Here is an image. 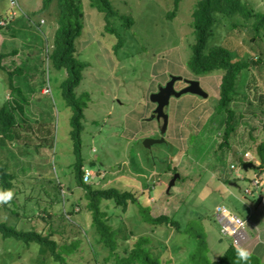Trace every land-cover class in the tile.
<instances>
[{"label":"rangeland","instance_id":"1","mask_svg":"<svg viewBox=\"0 0 264 264\" xmlns=\"http://www.w3.org/2000/svg\"><path fill=\"white\" fill-rule=\"evenodd\" d=\"M174 1L111 0L118 16L111 19L116 33H110L104 15L90 5V0H81L84 29L75 44L78 58L88 66L76 92L82 96L85 108L84 170L95 173L88 184L132 188L139 192L141 203L151 208V215L175 216L182 224L181 233L166 226L153 230L152 225L144 222L139 205L131 204L123 212L113 200L105 201L102 207L109 223L119 232V252L125 254L126 248L147 235L152 239L151 251L163 263L193 264L191 255L197 247V233L207 235L211 261L226 252L233 241L221 234L218 213L227 208L244 218L248 206L244 199L246 187L252 186L251 181L259 172L254 167H242L239 173L243 177L232 184L220 181L210 170L209 164L214 163L212 154L218 146L215 144L220 143L222 136L216 126L211 130L210 121L224 72L198 75L191 71L196 42L192 12L198 0H183L178 14L169 18ZM43 2L18 0L19 7L11 9L8 0H0V54H10L3 62L8 71H22L16 73L14 81L30 103L24 114L16 113L35 130L29 147L0 144V157L9 158L18 174L12 190L0 189V219L18 229L53 233L60 246L80 241L78 249L66 255L65 264H114L115 259L106 261L109 251L98 243L99 235L92 227L84 191L77 186L73 168L76 157L70 136L72 111L60 91L65 75L52 68L48 57L59 11L57 3L43 11ZM244 2L255 12H264V0ZM13 11L16 16L9 21L6 18ZM125 16L135 21L131 27L125 26L121 18ZM234 21L240 25L232 29ZM244 22L240 16L219 18L208 49L223 45L230 37L240 47L236 49L237 58L243 59L248 53L258 61V53H264V39L251 41L253 33L242 27ZM252 75L257 77V89L250 83ZM171 76L199 81L209 97L186 94L172 98L166 142L149 149L144 145L146 138H161L158 122L149 120L155 109L150 98ZM183 87L184 81L176 83V89ZM256 90L258 96L264 94V65L253 64L242 72L239 101L254 99ZM17 101L11 93L7 72L0 70V107L16 108ZM244 104L239 108H245ZM37 122L49 123L39 126ZM47 126L53 128L49 137L45 133ZM260 139H264V132ZM233 143H237L235 138ZM46 144L52 146L46 148ZM40 145L43 147L35 149ZM174 169L181 178L169 190L176 174ZM0 264L57 263L49 251H40L38 245L26 247L0 235Z\"/></svg>","mask_w":264,"mask_h":264},{"label":"trees","instance_id":"2","mask_svg":"<svg viewBox=\"0 0 264 264\" xmlns=\"http://www.w3.org/2000/svg\"><path fill=\"white\" fill-rule=\"evenodd\" d=\"M182 2L183 0L174 1L175 7L169 13V18H174L178 14ZM54 3H57L59 11L58 27L48 57L52 68L65 75V79L60 84V91L66 106L72 111L70 136L76 157L73 168L77 186L83 189L84 198L87 200L86 209L91 214L92 227L96 229L99 235L98 243L109 251L106 258L107 262L115 259L114 264H165L151 251L149 245L152 239L147 235L140 236L131 248L125 249V254H121L119 252V232L109 223L107 212L102 205L105 201L113 200L117 207L122 208L123 212H127L131 204H137L144 212V222L152 225L153 230L160 226H166L181 233L183 232L182 224L176 220L175 216L162 214L154 217L151 215V208H146L141 203L139 192L132 188H106L84 181L85 160L82 156V134L85 108L82 96L77 94L76 89L82 83L83 72L88 64L78 58L75 44L76 38L82 35L84 29V6L81 0H44L42 10H49ZM90 5L104 15L106 29L110 33H116L111 25V19L117 17L118 12L111 0H90ZM237 16L245 19V22L241 24L242 27L250 28L253 33L251 41L264 39V12H255L244 0H198L192 12V25L196 42L190 61L191 71L198 75L210 74L215 71L224 72L220 86V97L210 121L211 130L216 126L215 130L221 132L222 136L220 143L215 144L218 146L214 150L215 153L212 154L214 163L206 162V166L209 164L210 170L219 176L220 181L225 183H236L241 178L233 177L232 174L235 172L231 166L244 168V165L249 163L245 160V153L247 152L253 153L261 162L259 166L255 165L254 168L264 171V139H260L264 132V94L258 96L259 90H256L254 99L244 98L245 104L239 101L237 96L240 75L243 71L252 68L253 64H259L262 67L264 65V53H258V61H255L248 53L243 59H239L236 51L240 47L230 37L225 39L223 45L208 49V43L214 35V27L218 19ZM121 18L125 26L131 27L135 23L132 18L126 16ZM239 25V22L234 21L231 28H238ZM1 29L0 25V31ZM230 33H234V31ZM119 45L120 42L117 49L120 47ZM13 53L16 54L17 51ZM9 56L10 54L6 53L0 54V70L7 72L11 93L19 99V102L17 101L18 107L16 108H11L8 105L0 107V144L6 146L8 143H14L20 148L29 147V140L35 138L33 135L35 130L26 120H20L16 111H21L24 114L25 107L30 102L24 90L15 85L14 77L16 73L22 72L21 69L17 68L10 72L3 63ZM251 77L250 83L255 86L257 77L256 75ZM254 88L257 89L256 86ZM241 104H244L245 108H239ZM48 123L37 122L36 124L46 126ZM47 127L45 133L49 137L53 134V128ZM234 138L237 141L236 144L239 145L233 143ZM51 144L49 146L46 144V148L51 147ZM41 147L43 146H36L35 149L38 150ZM174 173H177V169H174ZM17 179L16 167L11 165L10 159L0 157L1 191L12 190ZM187 231L190 232V229L188 228ZM0 235L4 239L19 241L26 247L38 245L40 251H49L53 261L57 264H65L66 255L74 253L81 243L77 241L71 246H60L53 233L45 234L37 230L18 229L1 219ZM196 238L197 247L191 255L193 264H263L259 258L251 254L246 260L242 259L238 255V250L244 248L233 244V242L222 256L211 261L206 241L207 235L204 236L200 232L197 233Z\"/></svg>","mask_w":264,"mask_h":264},{"label":"water","instance_id":"3","mask_svg":"<svg viewBox=\"0 0 264 264\" xmlns=\"http://www.w3.org/2000/svg\"><path fill=\"white\" fill-rule=\"evenodd\" d=\"M178 81H184L187 86L181 90L176 89V83ZM192 94L202 98H208L209 94L206 92L201 83L197 80L184 79L181 76H171L170 80L165 86L159 88V91L151 95V102L156 105L149 120H156L160 124V134L161 138H146L144 140V145L146 148H151L154 144H160L166 142V134L169 128L170 115L168 113V108L172 98H180L183 95ZM255 166L254 163H247L244 165V169L248 170ZM180 178V174L176 173L173 180L169 186V190L175 185L176 181Z\"/></svg>","mask_w":264,"mask_h":264},{"label":"crops","instance_id":"4","mask_svg":"<svg viewBox=\"0 0 264 264\" xmlns=\"http://www.w3.org/2000/svg\"><path fill=\"white\" fill-rule=\"evenodd\" d=\"M259 162L260 161L256 157L255 165L259 166L261 164V162ZM258 172L259 173L253 179L258 180V186L246 187L247 189H252L253 187V190L251 194H246L244 197L246 202H248V206H246V216H244L248 222V240L243 245V248L252 256L259 258L264 264V171L258 170ZM236 176L237 175L233 174V177ZM240 177L242 178L243 175L240 174Z\"/></svg>","mask_w":264,"mask_h":264},{"label":"built area","instance_id":"5","mask_svg":"<svg viewBox=\"0 0 264 264\" xmlns=\"http://www.w3.org/2000/svg\"><path fill=\"white\" fill-rule=\"evenodd\" d=\"M10 3L11 9L19 7L18 0H8ZM15 11L10 13L9 21L12 20L16 16ZM245 160L246 162L255 163L256 162V156L252 154L251 152L245 153ZM231 169L237 174L236 177H240V167H237L235 165L231 166ZM84 181L86 183H90L92 176L95 174L93 170L91 169H85L84 170ZM234 173V174H235ZM252 186L257 187L258 186V180L252 181ZM251 190L248 188L246 189V194H251ZM218 220L221 225V234L223 236L230 237L233 241V244L243 247V245L248 240L247 235V226L248 222L243 217L239 216L238 214H234L230 212L227 208H223L222 211L219 212Z\"/></svg>","mask_w":264,"mask_h":264},{"label":"clouds","instance_id":"6","mask_svg":"<svg viewBox=\"0 0 264 264\" xmlns=\"http://www.w3.org/2000/svg\"><path fill=\"white\" fill-rule=\"evenodd\" d=\"M238 255L242 258V259H247L248 256L250 255L246 250L244 249H239L238 250Z\"/></svg>","mask_w":264,"mask_h":264},{"label":"flooded vegetation","instance_id":"7","mask_svg":"<svg viewBox=\"0 0 264 264\" xmlns=\"http://www.w3.org/2000/svg\"><path fill=\"white\" fill-rule=\"evenodd\" d=\"M186 86H187V83L184 82V87H186ZM184 87H183V88H184ZM181 89H182V88H181ZM155 108H156V105H155ZM158 126H159V131H160V124H159V123H158Z\"/></svg>","mask_w":264,"mask_h":264}]
</instances>
